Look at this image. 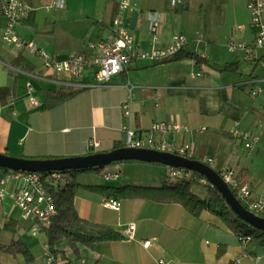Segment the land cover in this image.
<instances>
[{"label": "crops", "instance_id": "1", "mask_svg": "<svg viewBox=\"0 0 264 264\" xmlns=\"http://www.w3.org/2000/svg\"><path fill=\"white\" fill-rule=\"evenodd\" d=\"M24 1L31 17L16 27L17 35L55 58L91 56L89 43L108 38L120 2L62 0L64 8H57L56 0ZM171 1L131 0L133 10L126 13V22L130 28L133 12H139L135 31L130 30L136 48H166L175 36L183 35L187 39L184 55L197 54L204 62L198 64L189 57L157 63L139 60L110 85L78 92L32 78L63 76L46 69L25 48L4 40L7 20L0 11V155L36 161L111 153L126 148V129L136 132L138 139H147L156 124L176 125L180 132L156 134V138L191 146L192 160L206 165L212 160L218 173L234 170L257 197L264 196V91L257 97L251 94L252 83L264 79V50L250 53L251 62L245 52L229 48L231 42H255L248 0H182L177 8ZM150 14L162 18L157 40L149 29ZM232 64L234 68L228 71L216 68ZM30 82L37 107L30 102ZM235 132L257 134L261 142L248 151ZM90 141L99 142L98 148L90 147ZM125 164H133L127 166L134 169L144 164L163 166L117 163L110 174L118 176L110 179L115 184L109 188L96 182L80 185L74 207L80 218L108 225L127 239L96 244L92 249L81 246L78 254L63 243L54 254L57 264H157L160 260L168 264H237L238 260L239 264H264V243L241 242L242 235L218 215L205 211L195 216L181 204L127 198L126 192L133 187L164 186L145 184L131 172L121 177L118 171L126 169ZM171 169L167 167V177ZM19 186L20 182L11 180L6 187L13 191ZM202 195L205 199L206 193ZM109 198L121 202L118 211L105 206ZM129 224L136 225L132 239L127 235ZM35 226L34 217L23 218L9 196L0 203V247L22 243L31 257L0 251V264H45L48 228L34 235Z\"/></svg>", "mask_w": 264, "mask_h": 264}, {"label": "built area", "instance_id": "2", "mask_svg": "<svg viewBox=\"0 0 264 264\" xmlns=\"http://www.w3.org/2000/svg\"><path fill=\"white\" fill-rule=\"evenodd\" d=\"M182 0H172L171 6L177 8ZM57 8H64L62 0H56ZM248 10L251 15V28L255 32V42L251 45L238 44L231 42L229 48L233 52H245L247 60L253 62L252 53L255 50H264V0H248ZM133 10L131 0H120L119 7L113 19L111 33L106 39L97 40L89 43L92 51L91 56L73 54L66 58H55L38 46L29 41L22 40L16 33V27L25 24L31 17V8L24 0H0L1 14L7 20V28L4 33V40L19 48H25L31 54L39 57L45 68L52 70L58 76V79L51 80L48 77L33 75L32 78L40 81H50L58 86L82 91L93 89L96 87H105L110 85L111 80L123 73L139 60L151 61L154 63L172 59L181 52L187 45V39L183 35L175 36L171 45L166 48H154L151 51H144L136 48L135 38L132 35L129 25L126 22V13ZM149 29L157 40L162 28V18L157 14H150ZM91 77L86 80V77ZM200 76V75H199ZM255 83V84H254ZM254 89L252 96L257 97L264 91V79L254 81ZM27 90L30 102L33 107L39 105L38 100L33 96L34 88L32 83L27 84ZM126 114H129L126 112ZM128 149L151 150L161 153H168L192 160V148L189 145L177 146L174 142L165 139L158 140L156 134L169 136L180 132L179 126L168 124H156L147 139H138L137 133L126 129ZM234 137L240 138L248 151L254 150L261 142V136L254 133H234ZM90 147L98 148L99 142L90 141ZM212 160L208 161V166L212 168ZM193 172L183 169L172 168L169 178L173 182L191 181L194 177ZM221 178L229 185L230 188L237 191L238 200L243 207L256 216L264 218V196L257 197L249 185H241L234 170H222L219 172ZM118 178V176H109L107 180ZM15 180L20 182V186L8 191L7 184L9 181ZM63 174L60 172L45 174L27 173V172H3L0 170V203L5 201L9 196L13 199L15 205L21 209L23 218H33L36 226L33 229L34 235H39L45 229H49L54 217L57 215V205L54 196L47 189V185H59L62 183ZM202 184L207 185L206 180ZM107 208L118 211L121 207L119 200L109 198L104 201ZM136 231L135 224H129L127 227V235L130 239L134 237ZM240 241L249 243L252 241L251 236L242 235ZM149 246V243L146 244ZM45 264H57L55 255L46 246ZM157 264H168L163 260ZM239 264V260L237 261Z\"/></svg>", "mask_w": 264, "mask_h": 264}, {"label": "trees", "instance_id": "3", "mask_svg": "<svg viewBox=\"0 0 264 264\" xmlns=\"http://www.w3.org/2000/svg\"><path fill=\"white\" fill-rule=\"evenodd\" d=\"M184 49L179 52L171 60H178L184 57H189L196 61L198 64L204 62L203 57L197 54L184 55ZM234 64L227 65L224 67H216L219 71H228L234 68ZM78 92V91H77ZM74 93H68L66 97L71 96ZM65 97V96H63ZM2 171V169H0ZM99 169H93L88 171H96ZM72 172H85V171H70L64 172L63 175ZM47 176V174L45 173ZM206 180L203 176L194 174L193 180L191 181H178L173 182L172 185H165L162 188H143L133 187L128 189L125 196L132 199H147L157 203L172 204L177 203L185 207L190 213L195 216H199L205 211H209L215 215H218L228 222L229 225L234 229L238 235L251 236L252 241L260 240L264 243V233L259 232L255 229V233L244 234L241 230V226H236L238 222H241L244 226L249 227L242 221H240L233 214L231 209L228 207L226 201L213 188L209 183L202 185L208 192L205 199L199 198L196 193L193 192L195 185H201L202 181ZM241 185L245 184L238 177ZM79 185L76 184H65L59 185H47V189L54 196L57 205V215L54 217L51 227L48 229V246L53 254H58V247L63 243H68L69 246L77 254L80 251V247L94 248L96 244L104 242H121L127 239V236L122 235L117 230L111 228L105 224H97L80 218L78 212L74 207V200L76 191ZM233 194L238 199L237 191L231 188ZM235 218V221L232 219ZM250 228V227H249ZM0 251H5L12 254H24L29 260H31L30 254L26 247L22 243H16L9 247H0Z\"/></svg>", "mask_w": 264, "mask_h": 264}, {"label": "water", "instance_id": "4", "mask_svg": "<svg viewBox=\"0 0 264 264\" xmlns=\"http://www.w3.org/2000/svg\"><path fill=\"white\" fill-rule=\"evenodd\" d=\"M130 30L135 31L138 24L139 12L132 14ZM142 162L158 164L169 168L183 169L203 176L208 183L215 188L226 201L228 207L240 221L250 228L264 233V218L254 215L246 210L233 194L229 185L221 178L220 174L210 166L196 160H189L176 155L161 153L151 150L118 149L111 153L89 155L71 159L58 160H25L15 159L0 155V169L14 172H27L49 174L54 172L88 171L113 166L117 163Z\"/></svg>", "mask_w": 264, "mask_h": 264}, {"label": "rangeland", "instance_id": "5", "mask_svg": "<svg viewBox=\"0 0 264 264\" xmlns=\"http://www.w3.org/2000/svg\"><path fill=\"white\" fill-rule=\"evenodd\" d=\"M208 162V161H206ZM116 164H113V166H107L105 168L96 170V171H85V172H72L69 174L63 175V180H62V185L64 184H76V185H88L91 182L92 183H98L100 187H105L109 188L115 184L114 181H107L106 178L110 174H113L115 170L113 167H115ZM123 165V164H120ZM126 169L118 171V174L123 177L125 173L131 172V174H134L136 176H139V178H142L144 182H147L145 184H149L150 186H154L155 184H160V186H165V185H172V180L166 176V169L167 167L164 166H158L162 168H155V167H148L146 164H144V167L141 168H135L134 166H127V165H133V164H125ZM157 167V166H156ZM113 180V179H112ZM201 185H195L193 187V192L196 193L200 198L203 197L202 194H207L206 188H204ZM207 196V195H206ZM238 226H241V230L244 234H249V233H255L253 231V228H249L244 226L241 222H238Z\"/></svg>", "mask_w": 264, "mask_h": 264}]
</instances>
